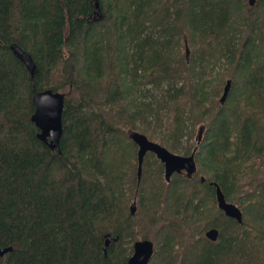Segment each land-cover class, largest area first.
Instances as JSON below:
<instances>
[{
  "label": "trees",
  "instance_id": "1",
  "mask_svg": "<svg viewBox=\"0 0 264 264\" xmlns=\"http://www.w3.org/2000/svg\"><path fill=\"white\" fill-rule=\"evenodd\" d=\"M32 88L64 93L59 151ZM130 130L183 136L195 170L165 180L147 151L137 180ZM141 238L147 264H264V0H0V264H125Z\"/></svg>",
  "mask_w": 264,
  "mask_h": 264
},
{
  "label": "water",
  "instance_id": "2",
  "mask_svg": "<svg viewBox=\"0 0 264 264\" xmlns=\"http://www.w3.org/2000/svg\"><path fill=\"white\" fill-rule=\"evenodd\" d=\"M255 0H249L250 4H253ZM97 3H95L96 6ZM9 48L13 55L17 57L25 66V68L33 75L35 69V63L32 60L30 54L22 49L17 44H9ZM187 55V49L185 48V56ZM230 79H226L222 91L219 96V101L222 102L226 96L228 87L230 88ZM64 93L58 90H52L51 88H44L36 90L32 88V103L33 111L30 114V120L37 128L36 136L45 143L50 149L59 151V138L61 135V112L63 106ZM129 138L136 144V178L138 180L141 170V162L143 155L150 151L155 157L162 163L163 176L165 180L169 179V176L173 172L183 171L186 175H190L195 170V161L193 158V150L188 154H178L170 151L164 145L157 141L149 139L144 133L137 130H130L128 132ZM200 137V130H198V138ZM214 185V195L216 205L220 208L224 215L236 219L238 222L242 221V211L237 204L232 201H228L224 198L219 186L216 183ZM135 210V202L132 200L129 203V211L133 213ZM205 237L210 240H214L217 236V229L215 227H208L204 231ZM107 243V239L104 240V244ZM132 249L128 255L125 264H147L152 252L153 243L150 239L141 238L132 242ZM11 246L0 247V256L6 251L10 250Z\"/></svg>",
  "mask_w": 264,
  "mask_h": 264
},
{
  "label": "rangeland",
  "instance_id": "3",
  "mask_svg": "<svg viewBox=\"0 0 264 264\" xmlns=\"http://www.w3.org/2000/svg\"><path fill=\"white\" fill-rule=\"evenodd\" d=\"M231 70H232L231 67L228 68L223 64L214 68L213 73L211 74V78H210L209 82L206 84L207 88L209 85H211V88L209 89L211 91L210 97H212L214 95V93H215L214 87H216V85H219L220 87H222L221 85H223V84L219 83V80H221L222 77L224 78L228 72L231 73ZM225 78H227V77H225ZM207 99H208V97H206V100ZM193 112H196V110H194ZM165 123H167L166 120H165ZM156 136H157V133H154V135L151 136V140L157 141ZM188 144H189V141H187L186 138H184L182 136L180 143L178 145L180 148L179 150H174V149L169 148L168 146H165V145L164 146L174 153L183 154V151H182L183 147L187 146Z\"/></svg>",
  "mask_w": 264,
  "mask_h": 264
},
{
  "label": "flooded vegetation",
  "instance_id": "4",
  "mask_svg": "<svg viewBox=\"0 0 264 264\" xmlns=\"http://www.w3.org/2000/svg\"><path fill=\"white\" fill-rule=\"evenodd\" d=\"M136 148H137V146H136ZM181 172H183V171H181Z\"/></svg>",
  "mask_w": 264,
  "mask_h": 264
}]
</instances>
